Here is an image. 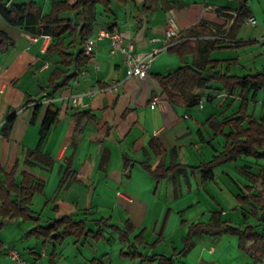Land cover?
<instances>
[{
	"label": "crops",
	"instance_id": "0c3cea01",
	"mask_svg": "<svg viewBox=\"0 0 264 264\" xmlns=\"http://www.w3.org/2000/svg\"><path fill=\"white\" fill-rule=\"evenodd\" d=\"M56 1L66 0H0L8 7L33 2L43 15L50 14ZM243 1L249 15L237 22ZM76 2L69 0L71 5ZM60 17L71 21L72 26L82 24L76 12H65ZM87 18L93 26L92 33L83 46L78 45L79 41L72 44L71 53L86 50L87 41L106 29L123 35L135 55L147 57L162 46L167 22L172 18L180 36L171 47L182 40L199 41L201 48L206 41H217L216 50L238 53L222 59L236 65L230 67V76L254 74L256 62L262 68L259 72H264V52L250 48L264 45V25H260L264 24V0L257 8L251 0H135L113 4L109 12L96 5ZM0 31L9 38L0 46V169L7 174L15 170L18 183L27 173L44 186L32 207L41 219L39 223L10 219L3 222L0 239L5 248L0 264H13L8 254L16 249L27 264H159L160 256L171 258L185 249L192 224H208L213 214L241 229L250 226L248 230L253 235L262 234L255 217L257 224L246 222V206L238 200L243 196L235 187L250 196L252 211L257 203L251 197L260 191L256 192L255 186L262 185L254 184L247 174L257 176L264 168V159L241 157L235 163L215 168L209 181L203 180L197 167L224 150V137L209 120L223 122L240 117L244 101L247 117L264 118V108L259 117L258 104L250 110L251 102L258 101L263 90L255 95L214 83L210 89L196 92L201 101L195 107L171 103L158 76H167L183 64L192 65L198 61L197 56L182 60L169 47L154 57L149 75L141 79L129 76L122 54L111 53L108 39L95 40L89 62L71 69L63 65L57 52H47L52 37L12 26L1 15ZM67 35L66 46L72 42ZM153 39L157 42L153 43ZM258 55L261 57L256 58ZM211 60L218 61L213 53ZM56 69L76 77L53 90L49 83ZM205 97L214 106H207ZM49 107L58 112L57 121L41 143V125ZM37 149L53 160L50 169L25 164L28 153ZM246 162L259 163L257 170L252 165L245 166ZM161 165L178 167L157 181L145 166L155 170ZM224 193L238 201L232 209L235 212L222 206L220 197ZM65 216L87 220L92 233L81 239L68 237L62 243L30 235L39 225L47 226L51 220ZM99 220L106 221L109 227L97 225ZM128 223L133 231L130 240L125 241ZM101 229L104 237L97 240L94 234ZM141 233L142 257L127 256ZM247 236L248 231L241 247L240 236L194 234L189 250L174 257L173 264H259L256 258L260 255L250 253L246 246ZM19 238L21 242L34 238V242L21 250L13 244ZM262 242L256 243L254 237L256 246ZM26 255L31 258L26 259ZM154 257L157 259L152 261Z\"/></svg>",
	"mask_w": 264,
	"mask_h": 264
},
{
	"label": "trees",
	"instance_id": "16d2710c",
	"mask_svg": "<svg viewBox=\"0 0 264 264\" xmlns=\"http://www.w3.org/2000/svg\"><path fill=\"white\" fill-rule=\"evenodd\" d=\"M135 0H77L75 5L69 4V0L56 1L52 5V10L49 15H43L41 9H38L35 3L29 2L25 4H15L8 7L0 2V15L10 25L16 27H24L28 32L45 37H52L53 41L48 47L47 52H57L63 60V65L66 68L78 69L86 65L90 56L85 54L84 49H80L78 53L70 52L71 45L78 42V45L83 46L87 36L92 33L93 26L89 22L87 16L91 14L93 7L101 5L106 12H109L113 4L125 5ZM241 4L238 10L237 22L243 21L249 15V10L246 4ZM65 12H76L82 24L72 26L71 21L61 19V14ZM193 33L196 29L192 30ZM68 34V35H67ZM65 35L71 38L72 42L65 45ZM9 42L8 36L0 31V46ZM199 41L182 40L170 48L176 52L182 60L185 57L194 55L199 59L192 65L183 64L173 73L167 76H158V82L163 89L167 99L171 103H184L189 107H195L201 101V98L196 95L197 91L210 89L214 83H221L227 89L233 90L240 88L242 91H252L255 95L264 90V72L248 75L245 77L230 76V65L232 61H226V70H223V62L211 60L212 53L218 49L219 42L206 41L204 47L201 48ZM222 68V69H220ZM76 75H68V72L56 69L50 78L49 87L53 90H58L63 83H67ZM63 82V83H61ZM58 112L51 107L48 108L47 114L43 120L40 131V141L43 143L51 128L57 121ZM247 122V125L243 124ZM209 123L215 129H219L225 141L224 150L213 156L212 160L202 163L198 170L202 171L204 181H209L214 177V169L228 163H235L241 157L264 159V118L256 120L253 117L246 116V101L241 106V116L238 118H226L223 122H215L209 120ZM226 129H230L229 133H225ZM155 145L156 143H152ZM25 164L30 167L41 166L50 169L53 165V160L48 155L43 154L40 150L31 151L28 153ZM178 165L170 168H165L163 165L152 170L145 166L147 171L157 180L160 181L176 169ZM16 171L4 173L0 169V232L3 228V222L6 219L33 221L39 223L41 219L33 212L34 198L37 194H42L44 190L43 184L36 182L33 176L25 173L21 183H18L15 178ZM247 176L254 183H261L262 189L257 196L251 198L255 200L257 206L253 205L252 214L259 222L258 228H262V234H255L256 243L264 240V168L257 175L248 173ZM250 188V192H251ZM250 196H238L241 204H249ZM95 222V221H94ZM97 225L109 224L104 220L96 221ZM246 226L245 229L233 226L228 222H223L219 214H213L208 224L195 223L189 228V234L186 241V247L180 253H175L171 258L160 256L159 264H173L174 257L186 253L192 245V235H232L240 236L241 247L245 242V236L250 229ZM133 231L132 225L127 224L125 236L123 240H130V233ZM92 233L87 226V220H77L74 217H61L51 220L47 226H38L30 235L38 238H43L45 242L56 241L62 243L68 237L85 238ZM103 230H99L94 234V238L103 239ZM144 245L142 233L135 237L132 243L131 251L127 256L133 258L142 257L139 248ZM5 245L0 239V254L4 251ZM133 251V252H132ZM157 257L152 258V261Z\"/></svg>",
	"mask_w": 264,
	"mask_h": 264
},
{
	"label": "built area",
	"instance_id": "2783aa9c",
	"mask_svg": "<svg viewBox=\"0 0 264 264\" xmlns=\"http://www.w3.org/2000/svg\"><path fill=\"white\" fill-rule=\"evenodd\" d=\"M251 23L253 25H257L255 19H251ZM179 36L180 31L176 22L172 18L169 19L167 22V28L165 30L164 38L162 40V46L158 47L149 56L141 58L140 56H137L133 53V46L125 42L123 35H121L120 33L110 32L104 29L99 32V34L94 40L91 39L87 41L85 54L91 55L93 47L96 43L95 40L108 39L110 42L111 53L113 55L122 54L129 76H137L141 79H145L149 75L154 57L171 47L173 42L178 39ZM152 42L156 43L157 40L153 39ZM8 255L13 264H27L26 261L22 258L20 252H18L17 250H10Z\"/></svg>",
	"mask_w": 264,
	"mask_h": 264
},
{
	"label": "rangeland",
	"instance_id": "374dc122",
	"mask_svg": "<svg viewBox=\"0 0 264 264\" xmlns=\"http://www.w3.org/2000/svg\"><path fill=\"white\" fill-rule=\"evenodd\" d=\"M6 1V0H5ZM259 2H260V0H251V5L253 6V7H255V8H257V5L259 4ZM262 2V1H261ZM260 25H261V27L264 25L262 22H260ZM251 50H255V51H261V52H264V45L263 44H260V45H252L251 47ZM250 50V49H249ZM257 53V52H256ZM238 55V53L236 52V50H230V49H224V50H216L215 52H213V57H214V59L216 58V59H218V61H222L223 62V64H224V70H226L227 69V67H226V61H224V60H222V59H230L229 57H236ZM261 56L260 55H258V56H256V58H260ZM255 58V59H256ZM262 61V60H261ZM234 66H236L235 65V63L234 62H232L231 63V65H230V67H234ZM220 69H222V68H220ZM259 70H262V68H259V64H258V62H256L255 64H254V70H252L253 71V73L254 74H256V73H258L259 72ZM257 71V72H256ZM216 84H219V85H223V84H221V83H215V85ZM210 92V91H209ZM218 92V91H217ZM219 92H222V91H220L219 90ZM239 96L241 97L242 95L240 94V92H239ZM260 97L261 98H259V102L258 101H255V100H253L252 102H251V108H250V110H251V112L254 110V107H255V105L256 104H258V110H259V117H261V115H262V113H263V108H264V90L263 91H261L260 92ZM205 100V102H206V105L207 106H212L213 104L210 102V101H208L207 100V97H205L204 98ZM214 106V105H213ZM210 108V107H209ZM225 139H224V143H225ZM252 160H253V158H251ZM256 164H259V163H253V162H246V165L245 166H248V168L252 165L254 168H256V170H257V166H256ZM247 168V167H246ZM236 188V191H237V194L239 193V194H241L243 197H245V195H244V193H243V191L241 190V189H239L238 187H235ZM263 187L262 186H260V185H257V186H255V190H256V192H258L259 190H261ZM227 191V190H226ZM245 191L246 192H248V188H245ZM221 199H220V201H221V204H222V206L225 208V209H227L229 212H235L234 210H232L233 209V207L235 206V204H238V201L236 200V199H233V201L232 200H230L229 198H228V195H226V193H224L223 195H222V197H220ZM246 207H245V212H246V214H247V219H246V222H248V224H250V225H254V224H257V222L253 219L254 218V215L252 214V211L250 210V206H249V204H246L245 205ZM35 208H37V206L35 207ZM243 211V212H244ZM244 225V224H243ZM15 226V225H14ZM244 227V226H243ZM23 229V227H21V231H23L22 230ZM10 237H12V239L14 238L13 237V235H11ZM33 240V242H34V238L33 239H29L28 240V238H26V239H24L23 240V242H21L22 240L19 238V240H17L16 242H14L13 244H15L17 247H18V249H21V250H23L24 249V247H26V246H28L29 244H30V242ZM239 240V239H238ZM246 246H248V248H249V252L251 253H253V252H257V254H259L260 255V258H256V261L259 263V264H264V242H262L261 244H259L258 246H256L255 245V243H254V235L252 234V231L250 230H248V236H247V240H246ZM29 247V246H28ZM17 250V249H16ZM18 252H20L19 250H17ZM21 254V253H20ZM31 258V256L30 255H26V259H30ZM24 259V258H23Z\"/></svg>",
	"mask_w": 264,
	"mask_h": 264
}]
</instances>
